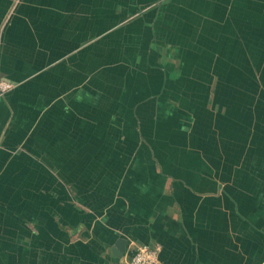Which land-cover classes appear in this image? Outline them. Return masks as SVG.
I'll return each instance as SVG.
<instances>
[{
	"label": "crops",
	"instance_id": "1",
	"mask_svg": "<svg viewBox=\"0 0 264 264\" xmlns=\"http://www.w3.org/2000/svg\"><path fill=\"white\" fill-rule=\"evenodd\" d=\"M0 264H264V0H0Z\"/></svg>",
	"mask_w": 264,
	"mask_h": 264
},
{
	"label": "built area",
	"instance_id": "2",
	"mask_svg": "<svg viewBox=\"0 0 264 264\" xmlns=\"http://www.w3.org/2000/svg\"><path fill=\"white\" fill-rule=\"evenodd\" d=\"M14 84L0 77V96L6 94ZM127 264H162L158 257V247L137 245Z\"/></svg>",
	"mask_w": 264,
	"mask_h": 264
}]
</instances>
